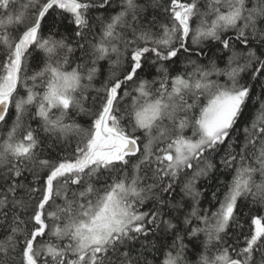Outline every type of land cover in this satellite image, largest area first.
<instances>
[{
  "label": "snow or ice",
  "instance_id": "obj_1",
  "mask_svg": "<svg viewBox=\"0 0 264 264\" xmlns=\"http://www.w3.org/2000/svg\"><path fill=\"white\" fill-rule=\"evenodd\" d=\"M146 11L141 0L118 10L0 0V125L11 120L0 136V264H264V96L253 98L254 83L264 90V0ZM37 52L42 66L28 75ZM181 58L191 70L170 73ZM226 141L219 165L231 178L211 193L224 188L215 211H202L197 185L219 172L212 157ZM186 239L199 241L194 262Z\"/></svg>",
  "mask_w": 264,
  "mask_h": 264
},
{
  "label": "trees",
  "instance_id": "obj_2",
  "mask_svg": "<svg viewBox=\"0 0 264 264\" xmlns=\"http://www.w3.org/2000/svg\"><path fill=\"white\" fill-rule=\"evenodd\" d=\"M119 2L120 0H113V9L114 10H118L119 9ZM141 2L146 6L147 8V11L145 13V15L151 17L152 15H156L158 18L160 19H164V13L162 11V6H166L167 5V2L168 0H141ZM153 3H156L158 6L157 7H153ZM202 3H203V0H202ZM93 16H97V15H100L101 13L100 12H97L95 10H93ZM92 23L95 25L96 24V21H92ZM71 27L73 26H70V29ZM63 30V29H62ZM94 31H98V28H94L93 29ZM67 35H68V38L71 40L73 37H72V33H71V30H69L67 32ZM206 44V47H205V53L207 54L206 56H202L200 58L201 62L203 63H207L208 62V59L209 57H212V52L215 51V48L213 47V42H205ZM75 56H79L80 53L79 51H77L75 54ZM3 56V53L0 52V58H2ZM40 57H42V54L41 53H33V56L29 58L28 60V65H27V74L28 75H31L34 71H37L38 70V67L39 66H42L41 64V61H40ZM195 58V57H193ZM212 58H215V57H212ZM103 63V62H102ZM185 61L183 60V58H181L179 61H177L176 63H173L170 65L169 67V70H170V73L174 74L175 72H178V71H190L191 68H187L185 69ZM218 63L220 64L221 67H223V63L221 61L218 60ZM158 65H154V66H151L150 68H148L147 72L145 73L146 77L148 79H152L153 77L155 76H158L159 73H157L156 71V67ZM105 67V74H106V63L104 65ZM104 77L102 76L100 79L102 80ZM213 79H215V77H213ZM223 79V78H221ZM95 87H100V81H96L95 82ZM21 94H23V90H21ZM94 95V93H92ZM256 95H262L264 96V90L261 89L260 87V84L258 82L254 83L253 85V98L256 96ZM201 100L203 101V97L201 98ZM191 102V101H189ZM75 119L77 120V122L81 123V124H85L86 122H88L89 120V117L87 116H77L75 117ZM26 123H31L32 127L33 128H37L38 127V124L37 122L34 120V119H31V118H26ZM11 125V120H9V123L8 125H0V136H2L6 130H7V127H10ZM239 127V125H238ZM186 135H191V129L187 130L186 132ZM237 141V144L236 145H233V147H235V150L237 152H239L240 148H239V143L241 142L242 140V134L241 135H237L234 137ZM72 139V138H70ZM74 139H73V143H74ZM49 144H52V141H48ZM228 141H226L225 145L221 147V149L215 153L212 157L213 159V162L216 163L219 167V172H213L210 174V177L207 178V179H204L202 178L197 187L203 192V196L201 197L200 199V209L203 211L204 209H207L209 211V213H211L212 211H215V208L218 206V200L221 198L222 196V193L224 191V188L223 187H220V192L217 193V200H212V196H211V193L213 191L216 190L217 187H219V181L222 180V181H225L227 182L228 180H230L231 178V172H229L228 170L224 169L222 166L219 165V161L220 159L226 155L227 151H228ZM53 146V149L57 152L60 151V149L62 147H64L63 145H52ZM47 152V148H45V153ZM62 155H70L71 154V147L69 146L64 152L61 153ZM257 180H259V176H257ZM153 205L151 203H148L144 206L143 211H148L151 209ZM245 211H247V208H245ZM168 216L166 215L165 216V219H167ZM233 231L232 228L229 229V233H231ZM151 239L155 240L157 243H160L161 240L165 239L164 237H161L159 232L157 233V236H154V237H151ZM167 241L170 242L172 237L171 235H169L167 238ZM200 239L202 240L203 237L201 236ZM231 242V241H229ZM185 243L188 244V251H187V256H188V259L193 261L195 260V253L197 252V248H196V244L199 243V241H189V240H185ZM149 259H151V257H149Z\"/></svg>",
  "mask_w": 264,
  "mask_h": 264
}]
</instances>
